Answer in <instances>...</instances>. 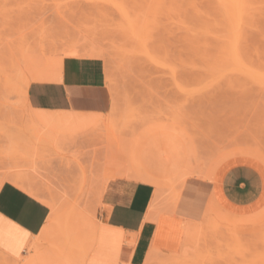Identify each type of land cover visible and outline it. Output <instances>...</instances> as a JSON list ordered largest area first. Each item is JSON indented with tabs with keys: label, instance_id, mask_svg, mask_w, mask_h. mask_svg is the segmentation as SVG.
I'll return each instance as SVG.
<instances>
[{
	"label": "rangeland",
	"instance_id": "rangeland-1",
	"mask_svg": "<svg viewBox=\"0 0 264 264\" xmlns=\"http://www.w3.org/2000/svg\"><path fill=\"white\" fill-rule=\"evenodd\" d=\"M240 1L0 0V146L7 147H0V183L20 177L53 201L45 240L67 238L76 218L98 221L99 184L109 168L147 171L168 195L180 191L187 167L207 172L235 155L264 162V0ZM65 55L105 61L112 106L87 116L85 133L75 134L74 124L59 128L70 139L54 149L34 138L35 127H50L27 123L33 112L20 89ZM212 215L180 252L152 251L154 264H264V210L251 221ZM73 242L57 252L49 241L44 251L82 263L86 241ZM42 248L17 259L0 253V264H23Z\"/></svg>",
	"mask_w": 264,
	"mask_h": 264
},
{
	"label": "crops",
	"instance_id": "crops-1",
	"mask_svg": "<svg viewBox=\"0 0 264 264\" xmlns=\"http://www.w3.org/2000/svg\"><path fill=\"white\" fill-rule=\"evenodd\" d=\"M48 67L54 68V76L32 80L27 88V99L33 110L81 118L110 111L112 94L107 66L101 57L65 55ZM57 126L58 132L59 127L68 129ZM224 160L208 176L188 177L185 173L177 199L172 203L171 194L167 195L164 187L156 184L159 180L142 169L138 174L134 171L109 180L99 197L98 221L93 223L99 225L95 236H91L89 222L82 225L81 243L85 240L87 249L84 261L78 264H145L152 251L177 253L185 242L184 226L199 225L210 204L214 210L232 218L263 211L264 162L249 155ZM51 214L52 209L46 202L14 182H4L0 187V250L13 259L27 255L30 248H36L32 245L49 223ZM49 241H57L54 243L57 252L68 243L52 237L39 242L36 246L43 247L42 253L26 256L23 264H66L63 262L66 258L59 253V258L54 260L51 255L55 253L44 251ZM45 257L53 261L43 263Z\"/></svg>",
	"mask_w": 264,
	"mask_h": 264
},
{
	"label": "bare ground",
	"instance_id": "bare-ground-1",
	"mask_svg": "<svg viewBox=\"0 0 264 264\" xmlns=\"http://www.w3.org/2000/svg\"><path fill=\"white\" fill-rule=\"evenodd\" d=\"M236 1H238V0H222V2H223V4L224 5H226L227 4V6H229V5H232L233 4V2H235V4H236ZM244 1V0H243ZM240 2H242V1H240L239 0V2H237L238 3V6H239V4H240ZM236 6H237V4H236ZM240 6H243V4H240ZM231 7H234V6H231ZM225 8V7H224ZM227 8V7H226ZM244 8V7H243ZM229 9V8H228ZM236 9H237V7H236ZM230 10H232V9H230ZM233 11V10H232ZM234 11H235V9H234ZM245 12V9L244 10H242L241 12ZM230 12V11H229ZM236 12V11H235ZM234 13V12H233ZM237 13V12H236ZM236 13H234V15L236 14ZM227 14V13H226ZM244 14V13H243ZM238 15H239V13H238ZM228 16L229 15H227V18H228ZM236 16V15H235ZM229 17H232L231 15L229 16ZM239 16H237V18H238ZM236 18V19H237ZM240 18V17H239ZM232 21H233V18H232ZM234 21H235V18H234ZM237 21H238V19H237ZM233 23V22H232ZM239 23V22H238ZM236 24V26H237V28L236 29H238L239 27V25H237V23H235ZM236 26H234V27H236ZM240 27H241V25H240ZM233 30V29H232ZM237 31V30H236ZM239 31V30H238ZM239 33V32H238ZM3 63H4V61H2ZM5 64V63H4ZM5 66V65H4ZM54 68L53 67H44V68H42V69H40V70H38L32 77H31V79H28V80H26L22 85V87H21V89H20V92L22 93V95L24 96V98H25V104H26V106L33 112L32 114H30L29 115V117H28V120H27V123H28V121L31 123V125H39V126H41L42 128H44V127H50V131H40L39 130V128H34V131H33V135L35 136L34 138L36 139V141H38L39 143H41V144H45V143H47V144H51L53 147H51V148H54L55 146H57V145H59L60 143H62V140L63 139H61V137H63V136H65L64 134L62 135V134H59L58 133V135H56L57 134V132H58V129L56 128V130L53 128V127H56L57 125H64V126H66V128H68L69 129V126H71V124H74L75 125V128L78 126L79 128H78V130L77 131H74L73 129V131H74V133L75 134H77V133H80V132H86V131H84L85 129V127H87V123L88 122H90L92 119H90V118H81V117H76L75 115H55V114H49V113H45V112H39V111H35V110H33V108H31V106H30V104H29V102H28V99H27V88H28V86H29V84L31 83V81L32 80H35V79H50L51 77H53L54 76V70H53ZM3 70H4V68H3V65H1V63H0V76H4V74H2V72H3ZM4 73V72H3ZM6 73V72H5ZM54 73V74H53ZM6 75L8 76H6L7 78H9V73L7 74L6 73ZM0 78H2V77H0ZM4 79H5V77H3ZM7 78L5 79V81L7 80ZM0 80H3V79H0ZM9 80V79H8ZM3 82V81H2ZM7 83V82H6ZM94 123V122H93ZM161 123V122H160ZM95 124V123H94ZM93 124V125H94ZM73 125V126H74ZM30 126V125H29ZM38 126V127H39ZM169 126H171V125H169ZM58 127V126H57ZM59 128H61V127H59ZM72 128V127H71ZM70 128V129H71ZM46 129V128H45ZM67 129V130H68ZM88 129V128H87ZM65 130V129H64ZM158 130V129H157ZM57 131V132H56ZM156 130H154V132H155ZM178 131V130H177ZM59 132H61V131H59ZM169 132V131H168ZM62 133H64V132H62ZM146 133V132H145ZM149 133H151V132H149ZM50 135V136H49ZM29 136V135H28ZM73 137V136H72ZM146 136L144 135V137L142 138V139H144ZM79 138H80V135H79ZM26 139H28V138H26ZM68 139H70V136H67L66 135V138H65V141L67 140L68 141ZM73 139V138H72ZM141 139V143H143V140ZM25 140V139H24ZM29 140V139H28ZM73 141H75V140H73ZM32 142H33V140H32ZM64 142V141H63ZM2 142H0V144H1ZM5 143V142H4ZM12 143V142H11ZM75 143V142H74ZM77 143V142H76ZM140 142H139V144H141ZM6 144V143H5ZM7 144H9V143H7ZM17 145L19 144V143H16ZM21 144V143H20ZM19 144V145H20ZM63 144V143H62ZM72 145H73V143H71ZM4 145V144H3ZM3 145H1L0 147L3 149ZM25 145V144H24ZM23 145V146H24ZM28 145H30L29 143H28ZM27 145V146H28ZM32 145H34V144H31V146ZM11 146V145H10ZM21 146V145H20ZM4 147H5V145H4ZM13 147V146H12ZM12 147H9L8 146V149L10 148H12ZM17 147H19V146H17ZM24 147H26V146H24ZM62 147V146H61ZM138 147H140L139 145H138ZM137 147V148H138ZM0 148V149H1ZM5 148H7V147H5ZM21 148V147H20ZM23 148V147H22ZM21 148V149H22ZM28 148H30V146L28 147ZM60 148V147H59ZM7 149V150H8ZM13 149H15L14 147H13ZM26 149V148H25ZM55 149V148H54ZM66 149V148H65ZM106 149H107V147H106ZM3 150H5V149H3ZM20 150V149H19ZM138 151V150H137ZM136 151V153H138ZM1 152H3V151H1ZM0 152V153H1ZM17 152V151H16ZM20 152V151H19ZM55 152H56V150H55ZM15 153V152H14ZM22 152H20V154H21ZM58 153H59V150H58ZM252 153V152H251ZM1 154H3V153H1ZM4 155V154H3ZM2 155V157H5V156H7L6 154H5V156H3ZM16 155V154H15ZM24 155V154H23ZM104 155V154H103ZM192 155V154H191ZM190 155V156H191ZM18 156H19V153H18ZM18 156H15V157H18ZM22 156V155H21ZM25 156V155H24ZM9 157V156H8ZM8 157H5V160L6 161H9L10 162V158H9V160H7L8 159ZM12 158H14L13 156H11ZM128 157V156H127ZM136 157V156H135ZM7 158V159H6ZM4 159V158H3ZM23 159V158H22ZM226 159V158H225ZM5 160H3V161H5ZM16 160V159H15ZM18 160V159H17ZM20 160V159H19ZM139 160V159H138ZM223 160V162L225 161L224 159H221V160H219L220 162L219 163H221V161ZM192 162V161H191ZM218 163V164H219ZM217 164V165H218ZM201 165V164H200ZM217 165H215V166H213V169L212 170H210V171H207V172H203V171H201V170H199V169H196V168H193V167H191V168H189L188 169V167H187V172H186V174L187 175H194V174H197V175H199V176H208V175H210L212 172H213V170L215 169V167L217 166ZM221 165V164H220ZM193 166H195V163H194V165ZM230 166V165H229ZM127 168H129V167H126V169ZM230 168V167H229ZM110 169V171H108ZM107 171H108V173L103 177V180H101V184H99L100 186H99V191H98V198L101 196V194H102V191H103V188H104V186H105V184L109 181V180H111V179H113V178H116V176H121V175H131V171L129 172V171H125V170H123V169H119V168H117L115 171L114 170H112L111 168H109ZM258 170H259V168H258ZM135 171L137 172V174L139 173V171H140V169H135ZM243 171V170H242ZM241 171V172H242ZM261 171H259V173H260ZM233 174H234V171L232 172ZM236 174H239V173H236ZM241 174V173H240ZM239 174V175H240ZM244 175L246 174V173H243ZM133 175V174H132ZM248 175V174H247ZM237 177V176H236ZM240 177V176H239ZM251 177H252V175H251ZM8 178V180L9 181H11V182H14L15 184H18L19 186H21V187H23L26 191H28L29 193H31L32 195H34V196H36V197H38V198H40L41 200H43L44 202H46L50 207H51V209H52V214H51V216H50V219H49V223L45 226V228H44V230H43V232L40 234V236H38L37 237V240L34 242V245H32L34 248L36 247V245L40 242V240H42V239H44L46 236H48L49 235V232H50V227H51V225H52V217H53V214L55 213L54 211V209H55V204L53 203V201L52 200H50L49 198H48V196L45 194V193H43V192H41V191H39L38 189H36L31 183H28L27 181H24L22 178H20V177H7ZM241 178H243V177H241ZM247 178V177H246ZM245 178V179H246ZM253 179V178H252ZM256 179V178H255ZM237 180V179H236ZM257 181V180H256ZM248 182V181H247ZM4 182L2 181L1 183H0V187H1V185L3 184ZM249 183V182H248ZM250 184V183H249ZM251 185V184H250ZM256 185V184H255ZM252 186V185H251ZM227 188V187H226ZM226 190V189H225ZM253 191H254V188H253ZM262 191V190H261ZM256 193H257V191H255ZM245 195H247V194H245ZM161 196H162V193H161ZM177 196H178V190H176L175 192H173V193H171V203L172 202H175L176 201V199H177ZM238 196V195H237ZM162 197H158V199H161ZM237 198V197H236ZM257 198H259V197H257ZM255 199V198H254ZM250 200V199H249ZM257 200V199H256ZM256 200H255V202H256ZM262 200V199H261ZM239 201V200H238ZM248 201V200H247ZM247 201H246V203H247ZM232 202V201H231ZM241 202V201H240ZM241 204V203H240ZM251 204V203H250ZM255 204V203H254ZM254 206V205H253ZM255 208V207H254ZM257 208V207H256ZM250 210H251V208H250ZM213 211H214V208L212 207V204H210L209 205V207H208V209H207V213H206V216H205V219L208 221V220H212V218H213V216L214 215H212L211 216V214L213 213ZM258 215H260V212L259 213H256V214H254V215H251V216H249V217H244V218H238L239 220H246V221H251V220H254L255 219V217H257ZM247 216V215H246ZM238 217V216H237ZM236 217V218H237ZM84 218V217H83ZM210 220V221H211ZM213 220H214V218H213ZM216 220V219H215ZM74 221V220H73ZM73 221H71V223L69 222V224H71V225H75V227H71L70 229H68V231H66L67 233H66V235H67V238H65V240L69 243V242H71L72 240L73 241H75V242H73V243H77V242H81L82 240H81V237H82V232H83V229H81L83 226V223H84V221H80V218L79 219H75V222H73ZM72 222H73V224H72ZM212 222H214V221H212ZM94 223V221H89V227H92V229H91V236H95V232H96V230H97V227L99 226H97L96 224L94 225L93 224ZM91 224H93V225H91ZM99 224V223H98ZM212 224V223H211ZM214 224V223H213ZM84 225H86V224H84ZM198 225V224H197ZM197 225H192V224H186L184 227H185V230H186V233H185V240L187 241L188 239H191L194 235H195V233L196 232H198V231H201L200 230V228L197 226ZM210 225V224H209ZM209 225L208 224H203L202 225V227L203 226H205V229L207 228L208 229V227H209ZM201 226V225H200ZM206 226H208V227H206ZM212 226V225H211ZM233 226H234V224H233ZM237 226H239L238 224H237ZM240 227V226H239ZM204 228V227H203ZM210 228V227H209ZM218 228V227H217ZM88 229V228H87ZM86 229V230H87ZM210 230V229H209ZM88 231V233H89V229L87 230ZM202 231H203V229H202ZM207 231V230H206ZM239 231V230H238ZM84 232H85V230H84ZM204 232H205V230H204ZM215 232H216V230H215ZM214 233V232H213ZM239 233V232H238ZM215 234V233H214ZM217 235V234H216ZM216 235H214L215 237H217ZM221 235H224V234H221ZM235 235V234H234ZM239 235V234H238ZM84 236H85V234H84ZM197 236V235H196ZM218 236H219V234H218ZM86 237V236H85ZM95 238V237H94ZM94 238H93V241H94ZM218 238V237H217ZM203 239V238H202ZM238 239V238H237ZM87 240H88V238H87ZM90 240V239H89ZM92 240H90V242H91ZM89 242V241H88ZM88 244H90V243H88ZM92 244V243H91ZM191 244V243H190ZM187 245V244H186ZM185 245V246H186ZM89 246V245H88ZM184 246V249L186 250L187 248V246L185 247ZM191 248V247H190ZM193 248V247H192ZM184 250V251H185ZM190 250V249H189ZM180 252V251H179ZM0 253L3 255V256H5L6 258H10V259H13V258H11V256L10 255H8L7 253H5V252H3L2 250H0ZM182 253V252H181ZM184 253V252H183ZM205 253V252H204ZM184 255V254H183ZM154 256L155 255H152V254H150L149 255V257H148V259H147V261H146V263L145 264H154V262L156 261V260H158L157 258H155L154 259ZM169 258V257H168ZM161 259V258H160ZM168 260V261H167ZM164 263L165 264H179L180 262L179 261H177V260H170V259H167ZM159 261H161V260H159ZM159 261H157V262H159ZM4 263V262H3ZM4 264H14V263H11V261L10 262H5ZM156 264V263H155ZM163 264V263H162Z\"/></svg>",
	"mask_w": 264,
	"mask_h": 264
}]
</instances>
